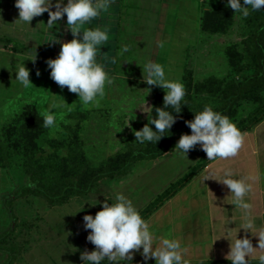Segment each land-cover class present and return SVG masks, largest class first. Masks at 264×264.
<instances>
[{
	"label": "rangeland",
	"instance_id": "obj_1",
	"mask_svg": "<svg viewBox=\"0 0 264 264\" xmlns=\"http://www.w3.org/2000/svg\"><path fill=\"white\" fill-rule=\"evenodd\" d=\"M125 1L120 6H129L128 19L119 20L111 53L102 54L109 65L104 58L100 60L112 83L105 85V94L97 103L79 102L77 94L59 86L50 78V69L43 66L24 63L32 83L27 87L15 80V72L9 69L0 75V264H5L10 252L16 255L8 264H83L80 253L95 246L86 239L91 230L84 229L82 218L101 209L98 201L115 203L116 195L122 193L142 215L158 195L203 162L206 166L144 219L158 235L178 238L188 249L190 264H229L225 254L230 241L220 237L225 232L226 214L232 216L226 225L232 228V238L238 231V238L248 236L253 247H258L255 229L253 235L239 229L241 210L230 204L227 186L204 178L230 168L235 177L254 184L249 170L254 155L264 152V118L243 129L264 111V86L250 90L226 114L244 134L236 157L208 160L199 144L185 156L175 148V138L163 155L133 161L124 174L99 179L95 193L69 195L56 204L37 192L18 194L33 171L44 188L56 191L71 175V162L86 170L115 167L128 147L149 148L151 142L140 144L133 130L142 128L147 116L154 118L156 107H164L165 90L143 81L141 68L147 60L161 63L167 78L183 82L186 94L180 114L185 127V120L193 119L205 105L218 107L233 81L253 71L249 34L256 10L240 16L226 6L227 0ZM202 22L220 26L222 31L204 30ZM124 45L127 51L118 54ZM50 105H61L52 109L58 114L54 129L43 126V109ZM166 110L177 119L179 113L171 106ZM246 199L253 204L251 211L259 228L264 210L257 205L253 187ZM261 251L249 260L259 264ZM133 260L143 262V257L135 252ZM148 262L155 264L154 258Z\"/></svg>",
	"mask_w": 264,
	"mask_h": 264
},
{
	"label": "clouds",
	"instance_id": "obj_2",
	"mask_svg": "<svg viewBox=\"0 0 264 264\" xmlns=\"http://www.w3.org/2000/svg\"><path fill=\"white\" fill-rule=\"evenodd\" d=\"M111 3L112 0H14V6L18 9V20L28 24L34 17L47 12L46 27L53 28L57 21L66 15L73 38L61 43L58 55L48 58L46 65L50 69V78L62 88L67 86L68 91L76 93L79 102L84 105L95 104L103 98L105 85L111 84L112 79L105 70V65L97 60L101 46L109 39L108 27L98 25L84 28L83 31L80 29L86 22L106 12ZM226 6L234 13L246 17L249 15V9L264 10V0H227ZM127 47L122 46L118 54L127 51ZM35 59L36 53L32 60ZM112 62L115 63V57ZM141 69L143 81L147 85H157L165 90L164 107H156V116H147L148 122L139 130H133V133L140 144L145 141L157 143L165 136V130L169 131L176 121V115L166 110L167 107L171 106L176 114L180 113L186 90L179 78H167L165 67L161 63L147 60ZM14 72L15 80L22 86L32 85L29 79L30 69L23 62ZM36 75H40L38 69ZM59 107L61 105H50L43 109L44 127H58V114L52 109ZM185 124L191 132L182 133L175 145L185 156L199 144L208 160L233 158L238 155L244 143V134L236 123L227 115L215 111L210 105H205L201 111L194 113V118L185 120ZM149 125H154V128ZM207 179H214L227 186V196L232 197L230 204L241 210L242 226L239 229H244L252 235L254 229L257 232L253 235L258 237V247L255 248L248 236L238 238V231L232 238V228L226 227L231 223L232 216L228 217L226 214L223 225L225 232L220 236L230 241L225 258L231 264H249V259L257 250H264V227L257 228L251 211L253 204L246 199L252 185L243 177H235L230 168L215 174L209 173L204 181ZM115 199V203H109L108 199L98 201L102 205L101 209L94 216L85 214L82 218L84 229L91 230L86 239L95 246L91 251L85 249L80 253L84 264H100L105 259L110 262L128 261L132 264L135 252H139L143 257V264H147L149 258H154L155 264H190L187 258L188 249L178 238L158 235L150 228L148 221L142 217L132 201L122 193H118ZM258 260L259 264H264V251H261Z\"/></svg>",
	"mask_w": 264,
	"mask_h": 264
},
{
	"label": "trees",
	"instance_id": "obj_3",
	"mask_svg": "<svg viewBox=\"0 0 264 264\" xmlns=\"http://www.w3.org/2000/svg\"><path fill=\"white\" fill-rule=\"evenodd\" d=\"M254 24L249 34V43L254 54L255 67L252 72L245 74L240 79L233 81V83L226 89L222 103L213 108L215 111L221 112L226 115L233 104L247 94L250 90L260 88L264 86V10H256L253 16ZM204 30L210 32H221L220 26L210 27L206 23H201ZM2 47L6 50L15 51V46L10 40L0 37ZM264 118V111L255 115L251 118L249 124L243 129L248 130L251 126L259 123ZM191 129L183 125L182 115L179 113L175 123L169 129L165 130L164 135L156 143L152 141L149 148L142 147H128L127 153L123 157V160L115 167H106L97 170H86L80 167V164L71 162L68 164V170L71 173L70 176L66 177L64 181L59 184L56 191H49L44 188L40 180L38 179L35 171L31 173L30 181L27 186L21 187L18 194L37 192L42 195L48 203L56 204L63 202L69 195H85L88 193H95L98 191L96 182L101 178H113L114 176L124 174L127 168L132 164L133 161L139 159H155L163 155L168 146V142L172 139H179L182 133H189ZM206 162L201 163L195 167L191 173L181 180L179 183L173 185L171 189L166 190L157 196V198L149 205L146 211L142 214L145 218L156 210L164 201L170 198L178 189H180L187 179L198 173ZM262 226L264 227V214L262 215ZM16 253L10 252L5 264L10 263L15 258ZM138 261L132 260V264H137ZM229 264L231 262L226 261ZM221 264L220 261H210L205 264ZM84 264V263H83ZM100 264H130L128 261L105 263L101 261ZM143 264V262H140ZM147 264H154L148 262ZM249 264H256L255 261H250Z\"/></svg>",
	"mask_w": 264,
	"mask_h": 264
},
{
	"label": "crops",
	"instance_id": "obj_4",
	"mask_svg": "<svg viewBox=\"0 0 264 264\" xmlns=\"http://www.w3.org/2000/svg\"><path fill=\"white\" fill-rule=\"evenodd\" d=\"M122 2L125 4L126 1L112 0L106 12H102L100 16L93 18L90 22H86L81 26V31L84 28L96 27L98 25L101 27L107 26L109 29V39L101 46V52L97 54L98 61L103 58L105 59L102 55L104 51L107 54L111 53V42H114L117 34L118 22L119 20L128 19L131 12L128 5H126V8H123V5L122 7L120 6ZM18 19V9L14 6V0H0V37L10 40L16 48L15 51L3 49L1 48L2 42H0V75L6 73L5 68L14 72L21 62H28L35 66L48 68L46 60L48 58H55L60 51L61 43L70 41L73 38L70 26L67 25L66 15L62 16L53 28L46 27L48 20L47 12L34 17L29 24ZM34 53H36L35 61L32 60ZM9 58L13 59V63H8ZM106 61V64H108L109 61ZM100 62L102 63V61ZM249 157L252 156H248L247 158ZM250 165L252 167L249 170V174H252L251 181L253 180L254 183L252 187L255 191L256 202L260 209L264 210V152H257ZM263 214L264 212L259 215L260 227H263Z\"/></svg>",
	"mask_w": 264,
	"mask_h": 264
}]
</instances>
